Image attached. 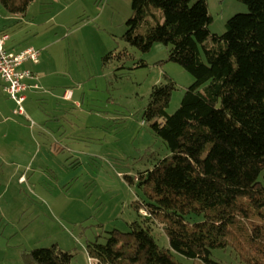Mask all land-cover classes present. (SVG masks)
Returning a JSON list of instances; mask_svg holds the SVG:
<instances>
[{"label": "rangeland", "instance_id": "1", "mask_svg": "<svg viewBox=\"0 0 264 264\" xmlns=\"http://www.w3.org/2000/svg\"><path fill=\"white\" fill-rule=\"evenodd\" d=\"M205 3L208 29L216 35L231 17L248 13L236 0ZM131 16L129 0H33L24 16L0 3V31L9 44H51L50 55L39 48L49 56L46 68L56 74L55 87L74 94L70 104L38 100L29 126L11 129L7 138L0 132V144L11 146L17 162L0 161V264H25L27 253L52 245L71 254L70 264H92L88 244L102 243L114 230L125 233L137 220L135 201L143 197L137 175L169 155L143 123L148 95L154 85L174 83L166 108L171 115L194 79L167 60L164 44L153 43L147 52L128 45L123 36ZM151 234L168 248L161 228ZM173 256L180 264H199ZM211 258L237 264L230 248L213 250Z\"/></svg>", "mask_w": 264, "mask_h": 264}, {"label": "trees", "instance_id": "2", "mask_svg": "<svg viewBox=\"0 0 264 264\" xmlns=\"http://www.w3.org/2000/svg\"><path fill=\"white\" fill-rule=\"evenodd\" d=\"M129 1L125 42L140 52L164 44L167 60L194 81L171 115L166 108L175 84L151 88L143 123L169 155L137 175L143 195L134 205L137 220L125 233L114 230L102 243L88 244V258L92 264H180L177 254L222 264L212 251L230 248L237 264H264V0H236L248 13L231 17L222 35L208 29L206 0ZM32 2L0 0L16 16ZM153 227L165 233L167 249L153 240ZM24 259L70 264L72 257L52 245Z\"/></svg>", "mask_w": 264, "mask_h": 264}, {"label": "crops", "instance_id": "3", "mask_svg": "<svg viewBox=\"0 0 264 264\" xmlns=\"http://www.w3.org/2000/svg\"><path fill=\"white\" fill-rule=\"evenodd\" d=\"M2 33L6 34L7 32L2 30V31H0V34H2ZM71 36L69 38H71ZM10 41H11V38H9L5 42V48H6L5 50L10 51L12 53L19 52L26 47H33V46L25 45V44H27V42L20 45V44H12V43L9 44ZM53 42L55 43L56 41H53ZM50 45L51 44H49V45L48 44H45V45H38L37 44L36 49L45 48L46 49L45 52L50 55V48H49ZM68 45H69V43H68ZM39 50L41 52V49H39ZM48 57L46 55V57L44 56V58H43V54L41 52V57H40L39 63L34 64V63L26 62L21 66V69L30 70L33 73V75H36V78H37L36 80L26 81L27 85L32 86L33 84H37L38 88L40 87V88L44 89L42 91L41 90L39 91L38 88H37V90L31 88V89H28L25 93L26 100L24 103V110H25V115L30 120H31L30 117H33V120H35V118H37L36 115L39 114V108L37 105L38 100H58V101H61L63 103H69L70 104L73 102L72 99H74V94H72L71 98H69V101L63 100L64 93L68 90L64 89V92L62 93L61 92L62 87H60V88L55 87V86H57V85H55L56 74H53L51 70L49 71L46 68V64H47L46 60L48 59ZM63 84L69 85L71 83L69 80H66V82H63ZM65 85H63V86H65ZM2 88H3V85L0 82V132L3 133L4 138H7L8 134H11L13 132V131H11V129H13V128L14 129L17 128V130L18 129H25L26 126H29V121H28L27 117H25V116L15 117L12 115V111L14 109V103L8 99L4 89H2ZM11 149L12 148L9 145H7V148H5V149H3L2 145L0 146V161L2 163H6V162H11L14 164L17 163L13 159V153L11 152ZM20 179H22V176H20L18 180H20Z\"/></svg>", "mask_w": 264, "mask_h": 264}, {"label": "built area", "instance_id": "4", "mask_svg": "<svg viewBox=\"0 0 264 264\" xmlns=\"http://www.w3.org/2000/svg\"><path fill=\"white\" fill-rule=\"evenodd\" d=\"M7 36V34H0V82L8 99L15 104L12 115L26 116L24 115L26 99L24 93L31 88L37 90L38 87L37 84L27 85L26 81L37 78L30 70L21 69V66L26 62L38 63L41 52L34 47L24 48L18 53L8 52L4 50L5 42L9 39ZM69 98H71V93L65 92L63 100H69Z\"/></svg>", "mask_w": 264, "mask_h": 264}]
</instances>
